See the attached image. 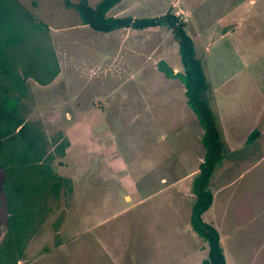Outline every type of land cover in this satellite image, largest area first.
Here are the masks:
<instances>
[{
	"label": "rangeland",
	"instance_id": "obj_1",
	"mask_svg": "<svg viewBox=\"0 0 264 264\" xmlns=\"http://www.w3.org/2000/svg\"><path fill=\"white\" fill-rule=\"evenodd\" d=\"M17 1L37 26L31 69L46 82L58 70L50 84L28 79L25 119L67 143L51 168L69 182L58 197L45 194L48 211L17 264H201L207 244L190 214L203 130L183 85L158 69L162 61L182 72L170 30L126 28L134 35L121 43L79 24L64 0ZM168 12L193 41L227 148L202 219L217 230L225 264H264V0H122L107 15ZM3 181L0 168V245Z\"/></svg>",
	"mask_w": 264,
	"mask_h": 264
},
{
	"label": "trees",
	"instance_id": "obj_2",
	"mask_svg": "<svg viewBox=\"0 0 264 264\" xmlns=\"http://www.w3.org/2000/svg\"><path fill=\"white\" fill-rule=\"evenodd\" d=\"M121 1L100 0L92 8L87 0L77 3L64 0V6L75 9L81 24L98 33L125 28L144 30L166 27L174 36L182 72L173 73L162 61L158 63V69L167 78L178 79L183 85L186 104L203 130L201 144L205 150L198 174L191 184L194 201L190 226L207 244V256L201 264H225L217 230L202 219L212 205L210 179L227 149L217 128V118L210 108L209 83L202 62L196 56L185 23L178 17L171 12L141 19L106 16ZM21 10L24 11L23 15ZM29 14L17 0H0V168L4 173L2 192L6 206L0 264H17L21 260L26 241L35 233L44 213L48 211L45 209V194L50 192L56 198L62 186L69 187L68 180L58 176L51 168L54 156H62L67 143H57V137L47 138L37 125L25 119L27 108L23 101L28 95V79L33 78L38 84L46 85L58 72L55 70L46 82L31 69L30 53L37 26ZM38 51L42 53L41 48ZM18 64L20 69L23 67L22 71ZM255 136L256 132H253L247 143H251Z\"/></svg>",
	"mask_w": 264,
	"mask_h": 264
},
{
	"label": "crops",
	"instance_id": "obj_3",
	"mask_svg": "<svg viewBox=\"0 0 264 264\" xmlns=\"http://www.w3.org/2000/svg\"><path fill=\"white\" fill-rule=\"evenodd\" d=\"M21 5V4H20ZM22 6V5H21ZM23 7V6H22ZM114 8V7H113ZM112 9H110L109 11H111ZM108 11V12H109ZM108 12H107V14H108ZM31 15H34V14H31ZM106 16H112V15H106ZM81 22H80V19H79V24H80ZM68 29H70V28H68ZM126 29V28H125ZM125 29H118V30H115V31H112V32H110V33H106L107 35H112V34H114V35H119L118 37H119V39H120V42L121 43H123L126 39H130L134 34H130V35H126V34H124V33H126L128 30H125ZM127 29H130V28H127ZM149 29V28H148ZM150 29H152V28H150ZM130 31H132L133 33H138L139 31H141V30H133V29H131ZM143 31V30H142ZM65 32V30L64 29H62V31H61V33H64ZM124 32V33H123ZM96 33H98V32H96ZM106 34H104V35H106ZM54 35H56V34H54ZM64 35V34H63ZM61 38L62 37H64V39L66 40L67 38H66V36H60ZM56 47H57V45L58 44H54ZM54 47V46H53ZM54 50H55V52H57V49L56 48H54ZM112 62H114V61H112ZM58 76V75H57ZM55 79V80H54ZM54 79H52V81L54 80V82L56 81V76L54 77ZM51 81V82H52ZM50 82V83H51ZM49 83V84H50ZM31 84V83H30Z\"/></svg>",
	"mask_w": 264,
	"mask_h": 264
}]
</instances>
